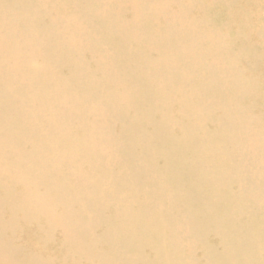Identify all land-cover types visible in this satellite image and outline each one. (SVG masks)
Segmentation results:
<instances>
[{
    "label": "bare ground",
    "instance_id": "bare-ground-1",
    "mask_svg": "<svg viewBox=\"0 0 264 264\" xmlns=\"http://www.w3.org/2000/svg\"><path fill=\"white\" fill-rule=\"evenodd\" d=\"M259 67L264 0H0V264H264Z\"/></svg>",
    "mask_w": 264,
    "mask_h": 264
},
{
    "label": "rangeland",
    "instance_id": "rangeland-1",
    "mask_svg": "<svg viewBox=\"0 0 264 264\" xmlns=\"http://www.w3.org/2000/svg\"><path fill=\"white\" fill-rule=\"evenodd\" d=\"M257 67H258V65H257ZM255 71H256V72L264 71V67H263V68H261V67L256 68ZM262 83L264 84V78L262 79ZM262 87L264 88V85H262Z\"/></svg>",
    "mask_w": 264,
    "mask_h": 264
}]
</instances>
